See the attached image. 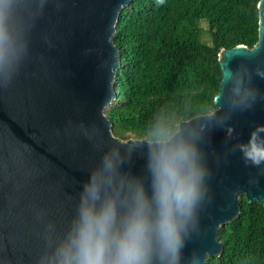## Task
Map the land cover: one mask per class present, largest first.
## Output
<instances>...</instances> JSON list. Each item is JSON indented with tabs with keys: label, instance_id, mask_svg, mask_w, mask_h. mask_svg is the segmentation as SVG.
Listing matches in <instances>:
<instances>
[{
	"label": "water",
	"instance_id": "1",
	"mask_svg": "<svg viewBox=\"0 0 264 264\" xmlns=\"http://www.w3.org/2000/svg\"><path fill=\"white\" fill-rule=\"evenodd\" d=\"M131 1L9 0L15 59L11 79H0V264H50L81 185L103 169L106 154L118 164L101 195L117 200L118 215L125 212L121 202L131 206L136 185L151 197L148 156L155 145L113 135L104 113L116 96L115 29ZM257 10L256 43L217 54L216 109L178 121L172 133L193 140L210 170L179 264H205L222 253L219 229L240 215L243 196L264 205V164L245 163L238 147L264 124V0ZM6 71L0 63V76ZM152 264H160L158 257Z\"/></svg>",
	"mask_w": 264,
	"mask_h": 264
},
{
	"label": "trees",
	"instance_id": "2",
	"mask_svg": "<svg viewBox=\"0 0 264 264\" xmlns=\"http://www.w3.org/2000/svg\"><path fill=\"white\" fill-rule=\"evenodd\" d=\"M258 0H132L116 25L120 64L116 96L104 113L113 135L153 140L176 123L216 109L217 54L258 39ZM204 20L211 42L201 40ZM241 213L220 227V255L205 264H264V205L241 201Z\"/></svg>",
	"mask_w": 264,
	"mask_h": 264
},
{
	"label": "clouds",
	"instance_id": "3",
	"mask_svg": "<svg viewBox=\"0 0 264 264\" xmlns=\"http://www.w3.org/2000/svg\"><path fill=\"white\" fill-rule=\"evenodd\" d=\"M10 6L9 0H0V63L8 69L0 79L5 85L15 59L7 26ZM232 131L229 127L228 135ZM150 143L155 145L148 156L151 197L143 184L136 185L131 206L121 202L125 212L118 215L117 200L101 195L118 164L106 154L103 169L91 172L81 185L76 213L51 253L50 264H152L154 256L160 264H179L188 223L198 222L197 205L208 191L210 170L193 140L158 131ZM238 147L245 163L264 164V124Z\"/></svg>",
	"mask_w": 264,
	"mask_h": 264
},
{
	"label": "rangeland",
	"instance_id": "4",
	"mask_svg": "<svg viewBox=\"0 0 264 264\" xmlns=\"http://www.w3.org/2000/svg\"><path fill=\"white\" fill-rule=\"evenodd\" d=\"M200 26H201V40L203 42L210 43L211 39H210L209 34L206 31V25H205V21L204 20L200 21Z\"/></svg>",
	"mask_w": 264,
	"mask_h": 264
}]
</instances>
